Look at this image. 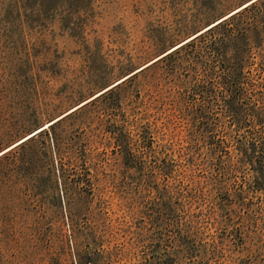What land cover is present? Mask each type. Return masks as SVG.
<instances>
[{
  "label": "rangeland",
  "instance_id": "rangeland-1",
  "mask_svg": "<svg viewBox=\"0 0 264 264\" xmlns=\"http://www.w3.org/2000/svg\"><path fill=\"white\" fill-rule=\"evenodd\" d=\"M240 5L0 0V151L31 137L0 156V264H264V0Z\"/></svg>",
  "mask_w": 264,
  "mask_h": 264
},
{
  "label": "snow or ice",
  "instance_id": "snow-or-ice-1",
  "mask_svg": "<svg viewBox=\"0 0 264 264\" xmlns=\"http://www.w3.org/2000/svg\"><path fill=\"white\" fill-rule=\"evenodd\" d=\"M255 3V0H248L247 3H244V0H241V5L236 7V10L235 12H232V11H229V16H235V14L237 12H242L243 10H246L250 5H254ZM225 19H227V17H225ZM217 23H220L219 20H217ZM205 31H207V29H205ZM199 34V33H198ZM177 47H180V45H177ZM165 55H167V53H165ZM125 79H127V77H125ZM122 83L121 81L117 80V84H120ZM112 87H115V85H113ZM108 89H105V91H107ZM102 95V93L98 92L97 93V96H100ZM95 99V97L93 98ZM85 103H88V101H85ZM82 107V106H81ZM76 109H73V111H75ZM65 115H67V113H65ZM57 120L61 121L63 120V117H60V116H57ZM57 121L56 120H53L52 123L55 124ZM49 127V125L46 123L44 125V128L47 129ZM42 131V129L40 130ZM36 132L35 131H32L31 135L34 137L36 136ZM31 139V137L25 135L23 140L17 138V141L16 143H12L11 144V148H9L7 145L4 146L3 148V151H0V156H4L5 154L7 153H10L12 149L16 148L17 145H23L25 141H29Z\"/></svg>",
  "mask_w": 264,
  "mask_h": 264
},
{
  "label": "bare ground",
  "instance_id": "bare-ground-1",
  "mask_svg": "<svg viewBox=\"0 0 264 264\" xmlns=\"http://www.w3.org/2000/svg\"><path fill=\"white\" fill-rule=\"evenodd\" d=\"M247 2H248V1H247ZM247 2H246V3H247ZM235 10H236V9H235ZM235 10H233L232 12H235ZM228 15H229V13H228L226 16H228ZM226 16H225V17H226ZM216 22H217V21H216ZM216 22H215V23H216ZM213 24H214V22H213ZM206 27H209V26H206ZM203 30H204V29H203ZM195 34H196V33H195ZM195 34H194V35H195ZM192 36H193V35H192ZM190 38H191V37H190ZM190 38L188 37L187 39H185V41L189 40ZM183 42H184V41H183ZM179 45H180V44H179ZM174 48H175V47H174ZM155 59H156V58H155ZM155 59H154V60H155ZM149 63H150V62H149ZM149 63H148V64H149ZM144 66H145V65H144ZM142 67H143V66H142ZM142 67H141V68H142ZM137 70H138V69H137ZM82 104H83V103H82ZM75 108H76V107H75ZM73 109H74V108H73ZM68 112H69V111H68ZM50 123H51V122H50ZM50 123H49V124H50ZM43 127H44V126H43ZM40 129H41V128H40ZM42 129H43V128H42ZM9 148H10V147H9Z\"/></svg>",
  "mask_w": 264,
  "mask_h": 264
},
{
  "label": "trees",
  "instance_id": "trees-1",
  "mask_svg": "<svg viewBox=\"0 0 264 264\" xmlns=\"http://www.w3.org/2000/svg\"><path fill=\"white\" fill-rule=\"evenodd\" d=\"M53 1H54V0H47V5H48V7H52V5H53ZM48 7H47V9H48ZM220 22H221V21H220ZM200 35H201V34H200ZM193 39H195V37H194ZM193 39H191V40L193 41ZM191 40H190V41H191ZM190 41H189V42H190ZM189 42H188V44L191 43V42H190V43H189Z\"/></svg>",
  "mask_w": 264,
  "mask_h": 264
}]
</instances>
